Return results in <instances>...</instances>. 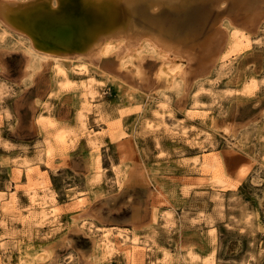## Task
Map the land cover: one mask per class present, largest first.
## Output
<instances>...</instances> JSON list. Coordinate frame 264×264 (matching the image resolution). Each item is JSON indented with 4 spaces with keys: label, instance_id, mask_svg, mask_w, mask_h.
<instances>
[{
    "label": "rangeland",
    "instance_id": "374dc122",
    "mask_svg": "<svg viewBox=\"0 0 264 264\" xmlns=\"http://www.w3.org/2000/svg\"><path fill=\"white\" fill-rule=\"evenodd\" d=\"M31 1L0 0V264H264V0L252 22L226 0L210 13L218 24L135 29L126 41L171 50L184 72L174 84L147 44L124 61L37 44L12 18ZM176 3L159 6L174 24L185 16ZM232 28L250 43L221 62ZM200 160L213 161L208 180L185 188ZM28 192L50 202L52 220L33 221ZM103 233L127 234L134 256L107 254Z\"/></svg>",
    "mask_w": 264,
    "mask_h": 264
},
{
    "label": "bare ground",
    "instance_id": "6f19581e",
    "mask_svg": "<svg viewBox=\"0 0 264 264\" xmlns=\"http://www.w3.org/2000/svg\"><path fill=\"white\" fill-rule=\"evenodd\" d=\"M60 1H61V5L58 6L59 8L58 7L55 8L50 4V1L48 0H36V1L32 0L31 2L24 4L25 6L27 5V8L25 10L16 12L12 18L16 19V24L21 29L22 32H24L26 35H30L31 37L33 36L40 41V42H36L37 44L39 45L46 44L49 47L51 46V49L55 51L69 49V51L71 52L80 49V52L85 55L80 56L77 59L84 61L100 60L108 54L111 55L115 54L117 56L116 58H120L121 61L129 55L132 56L133 54L131 53L136 52L137 51L136 48L140 47L143 44H147L151 47V50L154 51L155 57L157 56V58L161 61L160 64L162 65L160 67L161 69L157 70L160 71L158 77L162 78L163 76L166 78L167 82L174 84L177 78L183 79L184 72L179 67L180 65L175 64L174 59L170 57L171 50H167L159 46L158 44H160L159 43L160 40H158L155 37H154L155 42L153 40L152 41L150 40L151 39L150 36H149L150 39L148 38L145 39L147 35L143 36L144 39L141 36L140 39L137 40L135 39L136 41L134 44L131 43L133 42L132 39L130 40L131 42L126 40H129L130 36L133 33L136 34V32H133L135 29L143 28L140 25H143L145 28L160 27L168 31L167 28L169 27L173 28V26L207 25L208 23L218 24L216 19L210 23V16H211L210 13L214 9H218V8L220 9V6L223 5L224 4L223 2L226 0H191L192 3L190 4H188L190 1L189 2L187 1L188 3L181 1L180 3L182 5L178 3L179 0H166L171 3L170 5L173 4V1H177L175 6L179 8L178 10L182 9L185 13V16H181L182 14L180 13L181 14L180 15L178 13V16L179 15L180 16L178 18L176 17L177 23L175 24L173 22L172 23L170 22L172 21L170 12H165L163 14L159 12L160 3L164 2V0H60ZM119 1L122 2V8L119 9V11L114 7L109 6V3L111 2L117 3ZM256 1L257 0H232V3L236 5L235 8L237 9L238 13L240 14L243 13L244 14L243 17L246 18L249 22H252V16H253L252 11L255 8ZM173 21L175 22V20ZM136 31L138 32V30ZM172 34L174 35L175 39L178 40L176 41L177 43L178 42L185 43L187 41L186 39H188V36H185L183 34L182 35H177L174 33ZM135 38L137 37L135 36ZM248 43H250V41L245 31H241L235 28L230 29L228 32L225 48H223L224 50H221L222 52L220 51L218 60H220L221 62L226 61V59L229 58V56L241 52L244 49V47H246V45L247 46L249 45ZM164 46L167 47L166 45ZM73 47L74 50L71 49ZM35 54H39L40 56L47 58V56H44V54H40L38 52H36ZM136 69L139 75L140 69H138V66L136 67ZM58 71H60L61 73L64 72L62 71L61 68H58ZM244 84L245 85L243 91L246 92L250 91V89L254 86V83L251 80L246 81ZM89 85L90 84H87V87H89ZM88 94L89 96H87ZM103 96H104L103 90L101 88V91L98 92V98L102 100ZM92 99H94V96L90 92L86 93L84 101L87 102L88 100L91 101ZM84 105L86 106V104ZM87 111H92L94 112L93 114L97 116L98 111H94V109H88ZM39 117L40 120L46 118V116L43 117V115ZM85 118L86 116L83 113H80L77 117L82 129L85 128L86 130L88 127L87 126L88 123L86 122ZM91 134L94 135L93 132ZM63 138H64L63 135H57L56 140L58 142H61ZM89 141L95 146H98L97 144L100 143L98 142L99 140H96L93 137L90 138ZM28 162L29 161H22L20 165L25 166L26 170H29V167L26 165ZM195 163L198 164V167L196 170H194V172L191 173V176L193 177L188 178V180L184 182L185 188L189 187L192 181L201 183L208 180V177L210 175L209 173H211V170L214 166L213 161H207V160H200V162L196 161ZM197 164L195 165L197 166ZM18 170L19 167L17 171ZM27 177L29 180L30 177L29 176ZM217 182L222 183L223 181L217 180ZM29 185L31 188L33 187L32 183H29ZM2 196L4 197L6 195H3L2 192ZM28 198L30 200L29 207H33L37 205L40 206V213L36 217H34L33 219L34 222L35 221L37 222L39 218H41L42 220L44 219L52 220V218L55 217V212H54L55 209L47 207L50 204V202L47 201L38 202V199H36V195L34 193H30ZM16 199H17L16 196H10L9 202L12 205L16 204ZM81 222H83V220H80V223ZM2 236H4V233L0 236V239H2ZM109 237L110 236L108 234L103 233V235L100 238H98L99 244L102 245L103 248L102 250H104L107 254L112 251L121 250L124 251L125 255L128 258H132L134 256L132 250L127 248L126 245V239L128 238L127 234L125 235H123L122 233L116 234L115 237H119L120 239L115 238L116 240L114 239V241L111 240V238ZM128 241L133 248L138 245V240L134 236H130Z\"/></svg>",
    "mask_w": 264,
    "mask_h": 264
},
{
    "label": "water",
    "instance_id": "95a60500",
    "mask_svg": "<svg viewBox=\"0 0 264 264\" xmlns=\"http://www.w3.org/2000/svg\"><path fill=\"white\" fill-rule=\"evenodd\" d=\"M60 1V0H59ZM59 5H61V1L59 2ZM59 8V7H58ZM30 36V35H29ZM33 37V36H32ZM38 40V39H37ZM39 41V40H38ZM42 45H44V46H47L48 48H51V46L49 47L48 45H46V44H42ZM73 53V52H72Z\"/></svg>",
    "mask_w": 264,
    "mask_h": 264
}]
</instances>
